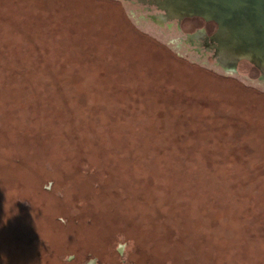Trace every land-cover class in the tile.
Here are the masks:
<instances>
[{
    "label": "rangeland",
    "instance_id": "rangeland-1",
    "mask_svg": "<svg viewBox=\"0 0 264 264\" xmlns=\"http://www.w3.org/2000/svg\"><path fill=\"white\" fill-rule=\"evenodd\" d=\"M264 264V94L116 0H0V264Z\"/></svg>",
    "mask_w": 264,
    "mask_h": 264
},
{
    "label": "water",
    "instance_id": "water-1",
    "mask_svg": "<svg viewBox=\"0 0 264 264\" xmlns=\"http://www.w3.org/2000/svg\"><path fill=\"white\" fill-rule=\"evenodd\" d=\"M116 1L134 26L180 59L264 94V0ZM207 21L218 26L215 50L202 40L215 28Z\"/></svg>",
    "mask_w": 264,
    "mask_h": 264
},
{
    "label": "clouds",
    "instance_id": "clouds-1",
    "mask_svg": "<svg viewBox=\"0 0 264 264\" xmlns=\"http://www.w3.org/2000/svg\"><path fill=\"white\" fill-rule=\"evenodd\" d=\"M133 249V245H131L125 238H118L115 243L114 250L121 257V264H128V258ZM65 264H71V261L75 259L74 254H69L65 258ZM87 264H99L98 258L91 257L87 260Z\"/></svg>",
    "mask_w": 264,
    "mask_h": 264
},
{
    "label": "flooded vegetation",
    "instance_id": "flooded-vegetation-1",
    "mask_svg": "<svg viewBox=\"0 0 264 264\" xmlns=\"http://www.w3.org/2000/svg\"><path fill=\"white\" fill-rule=\"evenodd\" d=\"M207 22H212V24H214L213 26H215V28H214V30H213V34H211V35H205L204 37H202V40H208V48L209 49H212V48H214V50H215V39L217 40V38H215V34H216V32H217V30H218V26H217V24L216 23H214L213 21H207ZM204 33V32H203ZM201 38H199L198 40H200Z\"/></svg>",
    "mask_w": 264,
    "mask_h": 264
}]
</instances>
